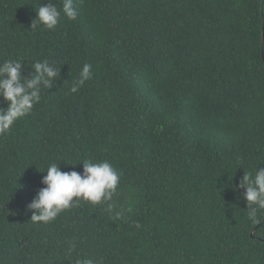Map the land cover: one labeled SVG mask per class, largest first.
<instances>
[{"label":"trees","instance_id":"1","mask_svg":"<svg viewBox=\"0 0 264 264\" xmlns=\"http://www.w3.org/2000/svg\"><path fill=\"white\" fill-rule=\"evenodd\" d=\"M49 2L0 0V63L60 69L0 134V264H264V209L232 188L264 168V0H73L32 28ZM83 159L121 174L111 200L33 222L47 166Z\"/></svg>","mask_w":264,"mask_h":264},{"label":"clouds","instance_id":"2","mask_svg":"<svg viewBox=\"0 0 264 264\" xmlns=\"http://www.w3.org/2000/svg\"><path fill=\"white\" fill-rule=\"evenodd\" d=\"M35 10L36 17L32 28L40 24L47 29H54L59 23L61 13L70 20H75L78 15L73 0H63L60 9L50 0ZM29 66L32 69L30 76L25 74V65L19 60H5L0 63V97L7 105L0 107V134L7 133L19 118L30 113L41 100L42 86L51 88L60 75V69L48 60H38ZM91 67L87 63L83 65L71 85L72 93L78 92L79 88L92 78ZM80 162L83 164L82 171H63L60 164L56 163L47 166V174L41 181L44 187H41L26 205L25 211L31 212L30 219L33 222L47 223L54 220L58 214L79 200L92 204L111 200L121 174L106 160L94 162L83 159ZM233 178L229 176L228 179L233 181ZM232 188L241 192L242 198L247 202V215L250 220L256 222L258 211L264 209V168L257 167L254 174L245 169L239 182L232 183ZM108 209L111 211V204ZM76 264H94V261L77 259Z\"/></svg>","mask_w":264,"mask_h":264},{"label":"water","instance_id":"3","mask_svg":"<svg viewBox=\"0 0 264 264\" xmlns=\"http://www.w3.org/2000/svg\"><path fill=\"white\" fill-rule=\"evenodd\" d=\"M254 235V231L252 232V236Z\"/></svg>","mask_w":264,"mask_h":264}]
</instances>
